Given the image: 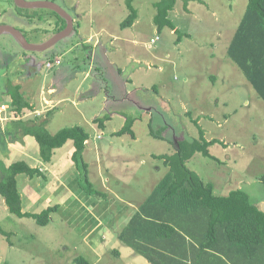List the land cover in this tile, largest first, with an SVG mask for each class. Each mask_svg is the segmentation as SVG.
<instances>
[{
    "label": "rangeland",
    "instance_id": "obj_1",
    "mask_svg": "<svg viewBox=\"0 0 264 264\" xmlns=\"http://www.w3.org/2000/svg\"><path fill=\"white\" fill-rule=\"evenodd\" d=\"M43 1L64 7L81 26L41 52L25 50L9 33L0 36V161L22 155L46 173L18 177L24 211L59 208L42 226L1 205L0 225L11 234H0V264H78L79 256L91 264H150L119 236L169 169L154 156L173 154L174 143L150 133L165 124L192 138L199 136L193 122L199 119L206 137L219 140L210 148L216 159L197 153L189 166L216 193L243 189L264 210V100L227 54L247 0H191L187 6L178 0L170 17L180 41L170 27L159 32L157 0H135L138 18L125 29V0ZM11 4L0 0V25L19 29L31 43H45L65 22L51 9ZM9 83L21 85L34 105L23 111L24 119L48 117L52 132L82 125L91 134L84 160L104 194L91 196L80 186L73 141L47 163L34 138L22 143L19 133H9L16 119ZM105 115L100 128L95 119ZM126 117L137 118L136 138L115 134Z\"/></svg>",
    "mask_w": 264,
    "mask_h": 264
},
{
    "label": "trees",
    "instance_id": "obj_2",
    "mask_svg": "<svg viewBox=\"0 0 264 264\" xmlns=\"http://www.w3.org/2000/svg\"><path fill=\"white\" fill-rule=\"evenodd\" d=\"M7 1L19 7L15 0ZM134 1L125 0L129 13L121 22L122 29L132 27L138 18ZM184 1L187 6L191 0ZM177 2L178 0H157L154 3V22L159 32L165 27L173 29L179 34L180 41V29L170 17ZM53 12L60 21H65L60 27L58 25L57 33L65 28L67 22L56 11ZM77 26L81 25L75 22V29ZM227 54L264 100V0H247L245 12L234 32ZM20 90L21 85L9 83L6 91L12 99L11 106L16 117L8 125L9 133L11 129L13 132L18 129L21 141L25 137L34 138L39 146V156L47 163L53 160L56 150L73 141V160L80 172V186L91 196L104 194L94 187L88 163L84 160L91 134L82 125L52 132L47 126L50 123L48 117L24 119L23 111L34 109V105ZM107 118L109 117L105 115L96 118L95 122H98L100 128H104ZM136 120V117H126L125 125L115 134L128 133L136 138L132 129ZM198 121L199 119H193L199 127V136L192 138L175 134L167 124L157 131L151 128L153 136L174 143L177 149L170 155L154 156L159 160L163 159L169 169L137 212L130 217L119 239L150 264H221L219 259H224V255L231 257L233 261L241 260L242 264H264V210L243 189L232 190L226 196L216 193L215 185L204 181L188 164L197 153L216 159L210 152V146L219 140H207L206 132ZM18 157L17 161L9 165L0 161L3 174L0 179V195L12 214L21 218H34L42 226L48 225L51 214L59 207H47L39 213L24 211V197L18 179L22 174L30 178H46V173L41 167L32 166L22 155ZM0 234L9 236L11 233L0 225ZM116 252L120 254L119 250ZM76 262L91 264L83 256L77 257Z\"/></svg>",
    "mask_w": 264,
    "mask_h": 264
},
{
    "label": "water",
    "instance_id": "obj_3",
    "mask_svg": "<svg viewBox=\"0 0 264 264\" xmlns=\"http://www.w3.org/2000/svg\"><path fill=\"white\" fill-rule=\"evenodd\" d=\"M15 3L22 8H48L56 11L60 15L64 16L67 20V26L65 29L57 32L53 37H51L45 43H31L27 37L19 29L7 24L0 25V36L9 33L15 37L19 44L28 51H45L54 46L58 41L70 35L74 29V19L71 17L65 9H63L59 4L53 1H27V0H15Z\"/></svg>",
    "mask_w": 264,
    "mask_h": 264
},
{
    "label": "crops",
    "instance_id": "obj_4",
    "mask_svg": "<svg viewBox=\"0 0 264 264\" xmlns=\"http://www.w3.org/2000/svg\"><path fill=\"white\" fill-rule=\"evenodd\" d=\"M20 57H22V56H20ZM20 57H19V58H20ZM19 58H18V60H16V61H19ZM0 59H2V57H1ZM20 59H21V58H20ZM25 60H26V59H25ZM32 70L36 71V69H35L34 67L32 68ZM5 74H6V73H5ZM0 76H1V75H0ZM2 79H4V78H2ZM16 130H17V131H16L17 134H18V133L20 134V130H18V129H16ZM205 134H206V133H205ZM206 138H207V137H206ZM11 140H12V139H11ZM27 140H28V142H29L30 137H25L24 140L22 141V143H25ZM207 140H210V139L207 138ZM9 148H10V147H9ZM210 148H211V146H210ZM176 149H177V146H176ZM176 149H175L174 151H176ZM210 151H211V150H210ZM4 153H5V154L8 153V154H7V158H9V159L13 157V155L11 154V151H8L7 153H6V152H2V153H1V156H3ZM1 161H2V160H1ZM7 161H8V160H7ZM190 161H191V160H190ZM190 161H189V162H190ZM189 162H188V164H189ZM10 163H12V161L9 160L8 163H7L6 165H9ZM1 178H2V176L0 175V179H1ZM5 204H6V203H5L4 198L0 195V206H1V205H4V207H6V210H7L8 207H7V205H5ZM126 204L129 205V202L127 201ZM130 205H131V204H130ZM1 207H3V206H1ZM260 208H261V206H260ZM261 209H262V208H261ZM228 257H229V256H228ZM228 257H227V255H224V256H223L224 259H219L220 261H222L221 264H242V263H241V260L239 261L238 259H235V260L233 261V260H231V257H229V258H228ZM228 259H229V260H228ZM218 263H219V261H218Z\"/></svg>",
    "mask_w": 264,
    "mask_h": 264
},
{
    "label": "flooded vegetation",
    "instance_id": "obj_5",
    "mask_svg": "<svg viewBox=\"0 0 264 264\" xmlns=\"http://www.w3.org/2000/svg\"><path fill=\"white\" fill-rule=\"evenodd\" d=\"M62 7V6H61ZM63 9H64V7H62ZM59 14V13H58ZM60 15V14H59ZM61 17H63L65 20H66V18L64 17V16H62V15H60ZM57 20H58V18H57ZM55 23H57L56 21H54ZM75 22V21H74ZM68 24V23H67ZM67 26V25H66ZM66 26H65V28H66ZM65 28H63V29H65ZM75 28V27H74ZM62 29V30H63ZM61 31V30H60ZM46 42V41H45ZM42 43H44V42H42Z\"/></svg>",
    "mask_w": 264,
    "mask_h": 264
},
{
    "label": "built area",
    "instance_id": "obj_6",
    "mask_svg": "<svg viewBox=\"0 0 264 264\" xmlns=\"http://www.w3.org/2000/svg\"><path fill=\"white\" fill-rule=\"evenodd\" d=\"M159 40V36H157V38H154L152 41L153 43H156Z\"/></svg>",
    "mask_w": 264,
    "mask_h": 264
}]
</instances>
